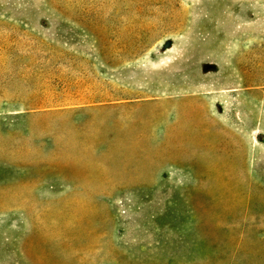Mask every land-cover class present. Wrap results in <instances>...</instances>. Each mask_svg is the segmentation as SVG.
I'll use <instances>...</instances> for the list:
<instances>
[{"label":"rangeland","instance_id":"1","mask_svg":"<svg viewBox=\"0 0 264 264\" xmlns=\"http://www.w3.org/2000/svg\"><path fill=\"white\" fill-rule=\"evenodd\" d=\"M0 264H264V0H0Z\"/></svg>","mask_w":264,"mask_h":264}]
</instances>
